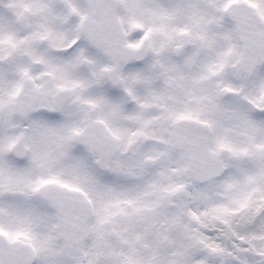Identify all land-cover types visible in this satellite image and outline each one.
Segmentation results:
<instances>
[{
	"label": "snow or ice",
	"instance_id": "snow-or-ice-1",
	"mask_svg": "<svg viewBox=\"0 0 264 264\" xmlns=\"http://www.w3.org/2000/svg\"><path fill=\"white\" fill-rule=\"evenodd\" d=\"M0 264H264V0H0Z\"/></svg>",
	"mask_w": 264,
	"mask_h": 264
}]
</instances>
